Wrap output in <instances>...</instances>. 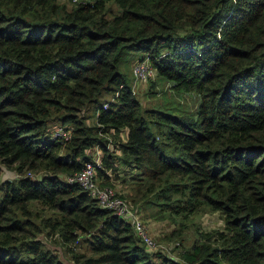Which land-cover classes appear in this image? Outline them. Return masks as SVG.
Instances as JSON below:
<instances>
[{"label":"trees","instance_id":"obj_1","mask_svg":"<svg viewBox=\"0 0 264 264\" xmlns=\"http://www.w3.org/2000/svg\"><path fill=\"white\" fill-rule=\"evenodd\" d=\"M71 2L0 0V174L16 173L0 182V264H264V0ZM128 51L198 94L195 118L143 108L119 69ZM55 123L69 139L48 136ZM94 147L100 186L131 170L120 196L141 217L219 212L223 227L178 257L149 250L65 182Z\"/></svg>","mask_w":264,"mask_h":264},{"label":"rangeland","instance_id":"obj_2","mask_svg":"<svg viewBox=\"0 0 264 264\" xmlns=\"http://www.w3.org/2000/svg\"><path fill=\"white\" fill-rule=\"evenodd\" d=\"M64 1H66L68 5L73 4L71 0ZM145 57L146 55L143 51H128L123 55L119 64L120 71L128 75L129 84L135 86L134 95L138 98L142 107L146 109L157 108L172 115H187L191 118H195L196 108L200 102V97L195 92L174 91L171 89L169 81L157 76L151 77L143 82L140 81L137 83L134 81L132 67L136 62L143 60ZM110 97L111 96L109 95L106 99H110ZM113 97H111V99H113ZM93 122V117L87 119L88 124H92ZM57 125L59 124L55 123L51 125L48 130H51ZM65 127L71 128V125L68 124ZM109 139L111 140L110 137ZM114 148H116V146L111 143L110 150H113ZM90 153L93 158H95L98 153L100 156L103 155V152L97 147L90 150ZM125 169L126 171H123V167H119L115 173L111 172L112 188H114L120 195H127L131 192L129 184L131 170H128L127 168ZM40 173H38V176ZM14 178H16L15 172L2 168L0 182ZM146 212H148V210H143L141 214L150 235L158 244L168 247L169 251L164 253L173 257H178V254L184 248H190L193 243L200 240V232L221 229L223 227L222 217L219 212L193 215L187 219L175 217V222L165 218H146ZM43 240L45 241V246L53 250L61 259L67 263H72L71 255L67 252V247L62 245L57 237L53 240V238L47 236L44 237ZM176 242L179 243L178 246H176ZM180 242L182 243L180 244ZM70 247L76 252H84L86 249L85 245L82 244H71Z\"/></svg>","mask_w":264,"mask_h":264},{"label":"built area","instance_id":"obj_3","mask_svg":"<svg viewBox=\"0 0 264 264\" xmlns=\"http://www.w3.org/2000/svg\"><path fill=\"white\" fill-rule=\"evenodd\" d=\"M75 2L76 0H72ZM132 75L135 82L145 81L155 76V70L150 65L148 58H144L136 62L132 67ZM135 86L131 84L133 93ZM118 96V92L114 93L113 99ZM111 99V100H113ZM108 107V102L103 104V108ZM72 128L65 127L61 124L53 127L48 132V136L53 140L56 138L67 140L71 136ZM98 148V147H97ZM110 148V145H108ZM102 152V151H101ZM100 154H96L95 158L84 164L82 169L72 175L67 176L64 180L69 184H77L83 190L87 191L94 199L98 201L101 208L109 210L113 215L128 222L133 228L135 234L140 238L143 244L153 251L168 252L169 248L158 244L150 235L147 226L141 215L112 187L100 186L98 182L97 169L101 167ZM32 176V174H28ZM179 243L176 242V246ZM175 246V247H176Z\"/></svg>","mask_w":264,"mask_h":264}]
</instances>
